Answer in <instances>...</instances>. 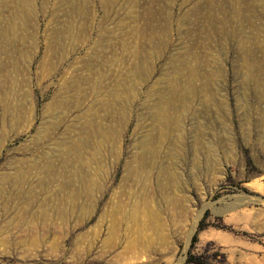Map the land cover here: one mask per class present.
<instances>
[{
    "label": "rangeland",
    "instance_id": "rangeland-1",
    "mask_svg": "<svg viewBox=\"0 0 264 264\" xmlns=\"http://www.w3.org/2000/svg\"><path fill=\"white\" fill-rule=\"evenodd\" d=\"M190 255L264 264V0H0V264Z\"/></svg>",
    "mask_w": 264,
    "mask_h": 264
},
{
    "label": "trees",
    "instance_id": "trees-1",
    "mask_svg": "<svg viewBox=\"0 0 264 264\" xmlns=\"http://www.w3.org/2000/svg\"><path fill=\"white\" fill-rule=\"evenodd\" d=\"M202 227H200L201 230ZM197 241V233L194 235L193 239H192V244L191 247L193 248L195 243ZM195 259V257L193 255H190V257L188 258L187 264H193V260Z\"/></svg>",
    "mask_w": 264,
    "mask_h": 264
},
{
    "label": "bare ground",
    "instance_id": "bare-ground-1",
    "mask_svg": "<svg viewBox=\"0 0 264 264\" xmlns=\"http://www.w3.org/2000/svg\"><path fill=\"white\" fill-rule=\"evenodd\" d=\"M196 225H197V224H196V222L194 221L193 224H192V226H193L192 228L195 229V228H196Z\"/></svg>",
    "mask_w": 264,
    "mask_h": 264
}]
</instances>
